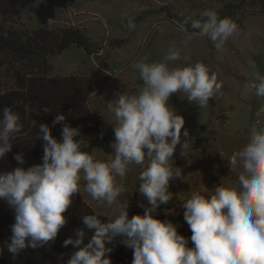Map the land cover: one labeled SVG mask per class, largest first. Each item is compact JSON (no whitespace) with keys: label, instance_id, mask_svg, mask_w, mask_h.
Segmentation results:
<instances>
[{"label":"clouds","instance_id":"clouds-1","mask_svg":"<svg viewBox=\"0 0 264 264\" xmlns=\"http://www.w3.org/2000/svg\"><path fill=\"white\" fill-rule=\"evenodd\" d=\"M201 16L204 19L191 22L193 31L186 33L185 45L198 37L222 49L238 31L236 23L220 19L213 10H204ZM127 27L134 30L136 25L129 20ZM180 59L181 50L172 47L160 62L134 65L143 87L136 94L116 93L107 102L108 116L100 113L114 126L113 153L106 154V160L82 151L83 140L76 139L80 128L65 123V114L58 113L53 120V127L63 125L62 141L52 135L48 124L39 125L43 163L0 173V200L15 212L12 236L6 242L13 259L54 242L67 223L64 214L73 198L86 193L105 211L81 216L85 228L63 242V247H74L66 264H112L105 257L113 250L109 245L117 242L132 250V264H264V127L257 126L264 116V103L255 112L247 142L228 159V175L212 190L207 188L210 195L190 190L191 195L181 202L191 236L181 235L180 226L172 220L156 218L161 205L174 198L171 182L183 181L185 176L177 166V148L182 149L180 158L190 164L187 153L194 140L170 98L184 94L182 99L207 109L222 87L216 74L201 62L169 66ZM249 87L264 100V76L257 73ZM23 130L18 113L7 106L0 109V160L12 151V141ZM14 159L20 165L26 163L23 153ZM133 165L140 169L137 192L147 204L138 205L143 215L130 217L131 201L122 197L128 192L125 182ZM233 173L235 182L226 183Z\"/></svg>","mask_w":264,"mask_h":264},{"label":"rangeland","instance_id":"rangeland-1","mask_svg":"<svg viewBox=\"0 0 264 264\" xmlns=\"http://www.w3.org/2000/svg\"><path fill=\"white\" fill-rule=\"evenodd\" d=\"M7 15L2 20L18 31L33 32L37 29L71 26L81 29L89 43L98 48L93 54L84 48L72 46L61 54L49 56L55 77H80L97 83L100 87L89 99V107L102 125L103 137L90 145V154L106 160L112 154L114 126L104 117L107 102L119 92L136 94L143 87L139 72L134 68L138 62H160L169 48L181 50V59L169 62L170 67L205 64L215 73L222 87L210 107L199 109L175 94L170 105L185 118V129L190 132L188 160L180 158L181 147L176 152L177 166L183 168V181L173 180L170 192L173 200L161 205L160 220H172L179 229L189 230L183 219L181 202L192 191L210 195L221 177L228 175V159L240 150L248 140L249 129L257 119L255 112L264 100L250 88L256 82L257 73L264 76V0H0ZM232 12L229 18L237 24V33L217 49L207 38L195 37L185 45L190 24L181 19L197 20L204 10ZM131 20L134 30L127 27ZM146 58V60H145ZM29 62L12 60L0 51V93L18 88L31 71ZM182 98H181V97ZM258 127H264V116ZM140 169L133 165L122 199L131 201L129 214L147 201L138 192ZM236 174L225 181L234 183ZM208 188V189H207ZM182 193V194H181ZM179 194V195H178ZM87 208L102 214L105 209L86 194H81ZM166 210L169 214H166ZM174 210V211H173ZM102 216V215H101ZM109 219L110 217H105Z\"/></svg>","mask_w":264,"mask_h":264},{"label":"trees","instance_id":"trees-1","mask_svg":"<svg viewBox=\"0 0 264 264\" xmlns=\"http://www.w3.org/2000/svg\"><path fill=\"white\" fill-rule=\"evenodd\" d=\"M220 19L230 18L232 12H216ZM7 12L0 1V51L5 52L12 60L29 62L31 71L18 88L8 89L0 93V109L11 107L19 114L20 122L24 126L23 133L18 134L12 141L13 148L6 157L0 160V173L11 171L17 167L27 170L29 167L43 163V141L37 139L38 127L48 124L52 135L62 141V124L53 127V120L58 113L66 116L65 123L73 128H80V135L76 137L82 141V151L90 153V145L100 137L102 125L96 114L89 107L92 92L99 89V85L91 80L80 77H55L49 56L61 54L72 46L84 48L87 53L93 54L98 48L93 47L85 33L75 27L58 26L56 28L43 27L33 32L18 31L7 26L2 17ZM198 19H204L199 17ZM197 19V20H198ZM192 19H181L184 24H190ZM43 108L50 112L45 113ZM36 125H35V123ZM23 153L26 163L20 165L14 156ZM72 206L64 214L67 217L66 225L60 230L56 240L49 242L46 247L35 250L28 249L13 259L8 252L6 242L12 236L11 227L15 223V212L6 201L0 200V264H66L74 247H63L64 240L73 236L75 230L84 229L81 216L96 213L87 208L81 195L77 194ZM182 210L178 209L174 212ZM143 215L133 210L129 216ZM102 219H107L101 216ZM157 219H159L156 216ZM181 235L191 236V231L179 229ZM89 232V237L91 236ZM189 246H192L191 243ZM113 250L105 258L112 264H132V250L118 242L109 245ZM63 257V260H61Z\"/></svg>","mask_w":264,"mask_h":264}]
</instances>
